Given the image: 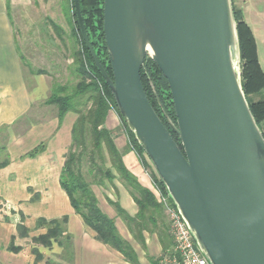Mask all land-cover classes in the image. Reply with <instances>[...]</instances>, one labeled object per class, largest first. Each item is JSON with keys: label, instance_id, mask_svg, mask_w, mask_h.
Segmentation results:
<instances>
[{"label": "water", "instance_id": "water-1", "mask_svg": "<svg viewBox=\"0 0 264 264\" xmlns=\"http://www.w3.org/2000/svg\"><path fill=\"white\" fill-rule=\"evenodd\" d=\"M117 112L209 264H264V138L240 83L231 0H103ZM149 57L167 82L183 152L140 80Z\"/></svg>", "mask_w": 264, "mask_h": 264}, {"label": "trees", "instance_id": "trees-1", "mask_svg": "<svg viewBox=\"0 0 264 264\" xmlns=\"http://www.w3.org/2000/svg\"><path fill=\"white\" fill-rule=\"evenodd\" d=\"M70 3L71 30L68 36L73 40V43H70L69 55L73 63L70 68L71 76L66 81H54L45 100L46 105L56 108L60 121L68 112L76 115L71 128V143L59 176L60 187L68 196L74 212L82 219L84 225L95 233L97 241L118 252L127 263L140 264L131 243L118 232L114 219L100 209L95 194L94 188H103L106 185L114 188V181H119L135 203L137 212L131 216L118 202L107 200L108 204L114 208L116 216L124 223L132 240L143 251L146 249L144 233L156 231L159 242L163 240L167 242L168 246L165 244L162 246L161 255L151 260L152 264H161L164 256L175 255L168 223L167 226L164 223L162 205L153 191L143 186L125 166L123 155L127 151L134 152L161 195L166 196L172 205L173 203L150 161L119 116L111 92L81 38L73 0H70ZM78 3L90 44L105 72L112 78L103 35V0H78ZM233 15L238 39L240 83L250 112L259 127L264 122V101L254 100L253 97L264 89V72L259 63L256 40L250 27L242 19L240 12L233 9ZM51 25L54 36L63 47L65 45L62 38L63 30L54 23ZM24 66L28 67L26 62ZM35 73L44 74V70H36ZM140 80L151 106L183 152L180 140L169 124L170 121L175 125L176 117L167 82L149 57L145 58L141 67ZM110 110L117 114L120 129L126 135L127 145L124 150L116 147L114 132L105 127ZM259 129L264 138V129L260 127ZM5 130V127L0 129V168L8 163L5 153L6 138L3 134ZM42 149L43 145L37 146L26 156L33 157ZM2 211H5L4 204H0V214ZM66 222L65 216L51 221L38 220L37 226L44 227L46 232L32 241L45 247L50 246L52 241H58L63 248L61 258H69L70 236L66 234ZM15 230L18 238L27 237L28 230L23 225L22 215ZM14 239L12 236L9 249L17 252L20 248L14 245Z\"/></svg>", "mask_w": 264, "mask_h": 264}, {"label": "crops", "instance_id": "crops-1", "mask_svg": "<svg viewBox=\"0 0 264 264\" xmlns=\"http://www.w3.org/2000/svg\"><path fill=\"white\" fill-rule=\"evenodd\" d=\"M46 34L53 51L49 56L50 70L37 74L36 70L43 69L22 63L28 61L29 50L23 46L10 18L9 1L0 0V129L6 128L3 134L8 158L7 165L0 168V204L5 206V211L0 214V264H129L118 252L96 240L95 233L74 212L68 196L60 187L59 176L71 143V128L76 115L68 112L60 121L56 108L46 105L45 100L54 81L69 79L73 63L69 56H56L55 51H61L62 44L48 31ZM44 52L42 49V54ZM105 127L114 132L116 147L124 150L127 138L120 129L115 111L108 112ZM40 145L43 149L36 155L26 156ZM123 162L143 186L152 190L150 180L138 167L134 152L127 151ZM100 189L101 196L95 192L100 209L114 219L120 235L131 243L132 238L124 223L107 200L118 202L131 216L137 212L135 203L123 186L120 190L117 182H114V188L106 185ZM21 215L28 234L20 239L15 226ZM64 216L67 218L66 234L70 236V255L66 259L61 258L63 248L58 241H52L48 247L32 241L46 232L44 227L37 226L38 220L51 221ZM12 236L15 237L14 245L20 248L17 252L9 249ZM144 238L145 251L154 247L156 253H161L162 246H168L164 240L159 242L156 231L144 233ZM131 245L142 264L145 251L138 245Z\"/></svg>", "mask_w": 264, "mask_h": 264}, {"label": "rangeland", "instance_id": "rangeland-1", "mask_svg": "<svg viewBox=\"0 0 264 264\" xmlns=\"http://www.w3.org/2000/svg\"><path fill=\"white\" fill-rule=\"evenodd\" d=\"M9 15L16 28L17 35L23 40L24 47L27 51L26 64L34 69L50 70L49 56L53 53L50 40H47L46 31L49 35L54 36L52 23L56 24L63 30L62 38L64 46L61 51H55L56 56L63 55L64 57L71 54L70 43L73 40L69 38L71 24V6L70 0H8ZM232 7L240 12L242 19L250 27L256 40L258 59L260 66L264 72V0H231ZM68 16V18H67ZM71 21V20H70ZM45 42V45L43 43ZM44 45V47H43ZM42 49L45 52L42 54ZM23 64L25 62H22ZM254 100L264 101V89L253 97ZM264 129V122L259 126ZM1 160V158H0ZM138 167L142 169V173L150 180L147 172L143 169L138 161ZM119 183L120 190L122 184ZM95 192L101 196L103 192L99 187L94 188ZM164 223L167 226V220L164 217ZM121 232L124 228L120 226ZM124 233V232H123ZM172 241V240H171ZM133 245H138L131 240ZM139 246V245H138ZM173 247V246H172ZM171 249V248H170ZM173 250V249H172ZM139 254H142L138 250ZM142 264H152V261L159 257L161 253H156L154 247H150V251L143 252ZM152 260V261H151Z\"/></svg>", "mask_w": 264, "mask_h": 264}, {"label": "built area", "instance_id": "built-area-1", "mask_svg": "<svg viewBox=\"0 0 264 264\" xmlns=\"http://www.w3.org/2000/svg\"><path fill=\"white\" fill-rule=\"evenodd\" d=\"M150 184L166 216L169 234L173 241V252L175 253L173 256H164L161 264H209L199 251L189 229L174 204L172 205L166 196L161 195L151 180Z\"/></svg>", "mask_w": 264, "mask_h": 264}]
</instances>
